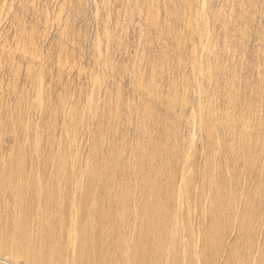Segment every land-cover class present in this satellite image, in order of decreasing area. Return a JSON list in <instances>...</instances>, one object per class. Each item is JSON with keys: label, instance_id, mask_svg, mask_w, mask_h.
Masks as SVG:
<instances>
[{"label": "bare ground", "instance_id": "bare-ground-1", "mask_svg": "<svg viewBox=\"0 0 264 264\" xmlns=\"http://www.w3.org/2000/svg\"><path fill=\"white\" fill-rule=\"evenodd\" d=\"M14 1L0 264H264V0Z\"/></svg>", "mask_w": 264, "mask_h": 264}, {"label": "rangeland", "instance_id": "rangeland-1", "mask_svg": "<svg viewBox=\"0 0 264 264\" xmlns=\"http://www.w3.org/2000/svg\"><path fill=\"white\" fill-rule=\"evenodd\" d=\"M15 1H17V0H15ZM14 1V3H16ZM19 1L20 0H18L17 1V3H19ZM57 1V2H56ZM66 1V0H65ZM64 0H50V3H51V5H52V8H54L53 10H55L56 9V7H58L62 2L64 3L65 2ZM16 3V4H17ZM20 4V3H19ZM89 5H91V6H89ZM89 5H87V7H86V12H85V14H87L86 16L84 15V13L82 14L83 15V17H82V20H79V21H83V22H86V19L88 20V23L86 22V24L85 23H81V25H84V26H86V27H83V29L85 28V32H84V34H86V37H87V39L88 38H91L92 37V35H90V33L92 32V29L94 28L95 29V27L96 26H94V24H95V20L93 19V18H95L94 17V15H91V11H92V14H94L93 13V11L95 10V7L93 6V4H92V2L91 3H89ZM18 6V7H17ZM17 6H15V8L17 9V8H20V5H18L17 4ZM90 8V9H89ZM3 9V8H2ZM88 9V10H87ZM92 9H94V10H92ZM90 12V14H88L89 12ZM5 10L3 9V14H2V16H1V20H0V29L2 30H0V43L2 42V37H1V34H3L5 31V28L9 25V23H10V21H11V19L9 18V15H7L6 14V16H5ZM81 15V16H82ZM91 18H90V17ZM93 16V17H92ZM6 17V18H5ZM86 17H88V18H86ZM89 18L91 19V20H89ZM9 19V20H8ZM85 19V20H84ZM75 20H78V19H76L75 18ZM75 20H73V21H75ZM1 21H2V23H1ZM94 21V22H93ZM78 23V22H77ZM92 23H94L93 25H92ZM7 24V25H6ZM88 24V25H87ZM88 26V27H87ZM89 28V29H88ZM91 28V29H90ZM87 29H88V32H87ZM94 29H93V31H94ZM54 30H56L55 28H54ZM91 30V31H90ZM90 32V33H89ZM54 33V31H52V33H51V35H54L53 34ZM92 34V33H91ZM4 35V34H3ZM89 35H90V37H89ZM53 39L54 38H56V35H54L53 37H52ZM91 40V39H90ZM1 254V253H0ZM1 256L2 257H4L5 259H8V260H14V259H16L15 257H10L8 254H1ZM21 264H23V263H21Z\"/></svg>", "mask_w": 264, "mask_h": 264}]
</instances>
